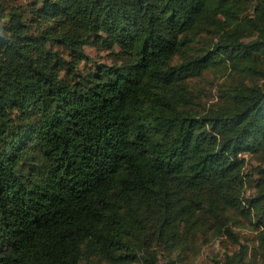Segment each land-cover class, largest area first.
Returning <instances> with one entry per match:
<instances>
[{"label":"trees","instance_id":"16d2710c","mask_svg":"<svg viewBox=\"0 0 264 264\" xmlns=\"http://www.w3.org/2000/svg\"><path fill=\"white\" fill-rule=\"evenodd\" d=\"M224 236L213 264H264V0H0V264H188Z\"/></svg>","mask_w":264,"mask_h":264},{"label":"rangeland","instance_id":"374dc122","mask_svg":"<svg viewBox=\"0 0 264 264\" xmlns=\"http://www.w3.org/2000/svg\"><path fill=\"white\" fill-rule=\"evenodd\" d=\"M87 52L99 61H109L105 51H98L95 48L89 47L87 48ZM224 80L225 79H223L218 73L210 72L206 73L203 77L194 80L193 86L199 92L205 103L212 104V102L217 101L218 89L220 85L224 83ZM246 191V194L249 195L254 192V189L247 188ZM233 231L238 233V238L243 244H249L250 246L256 245V235L258 231L255 226L248 222H242L239 226L233 227ZM238 249V244H234L232 239L224 236L206 246L202 252L194 260L189 261L188 264H213L211 257H213V259H221L224 253L229 252L232 254ZM255 263L260 264V261L255 259Z\"/></svg>","mask_w":264,"mask_h":264}]
</instances>
